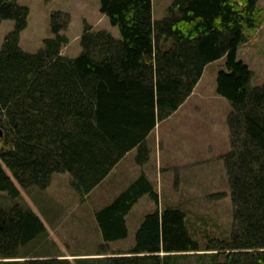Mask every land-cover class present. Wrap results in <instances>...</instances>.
Returning a JSON list of instances; mask_svg holds the SVG:
<instances>
[{"label":"trees","instance_id":"trees-1","mask_svg":"<svg viewBox=\"0 0 264 264\" xmlns=\"http://www.w3.org/2000/svg\"><path fill=\"white\" fill-rule=\"evenodd\" d=\"M17 1L0 0V22H14L0 48V191L20 199V188L45 189L54 173L68 172L76 191L89 194L127 152L145 148L149 132L185 101L204 68L225 58L216 92L231 103L230 151L222 155L230 235L202 249L182 210L156 208L144 216L129 252L103 248L99 254L111 255L97 264H179L190 256L199 264H264V82L250 87L251 71L237 57L247 34L264 22L259 0H172L157 21L152 0H99L120 37L85 22L76 57L62 54L70 16L60 10L52 12L51 36L41 47L23 50L29 9ZM144 194L158 203L142 173L95 212L104 242L127 237L126 215ZM46 234L26 202L0 210V264H73L20 254ZM18 257L24 259L5 260Z\"/></svg>","mask_w":264,"mask_h":264},{"label":"rangeland","instance_id":"rangeland-1","mask_svg":"<svg viewBox=\"0 0 264 264\" xmlns=\"http://www.w3.org/2000/svg\"><path fill=\"white\" fill-rule=\"evenodd\" d=\"M17 2L29 9L28 24L19 40L25 51L35 52L43 40L51 36L50 17L57 10L70 16L69 25L64 30L69 43L63 48V53L69 57H76L81 52L79 37L85 22L93 29H104L114 37L120 36L117 27L100 12L99 0ZM171 3L172 0H152L153 19L164 18ZM258 4L264 8V0H259ZM13 27V20L0 22V48L5 35ZM247 36L238 48L237 57L248 65L251 71L249 85L255 87L264 82V22ZM224 63L225 58L209 63L193 96L179 110L156 124L145 139V148L136 147L127 152L113 174L97 190L80 194L72 186L69 173L62 172L53 174L45 189L35 186L22 189L16 183L20 188V199H13L5 191H0V210L9 209L16 201L26 202L47 228L46 235L19 249L20 254L27 258L60 256L73 264L100 263L99 257L106 256L99 254L103 248L109 252L130 250L144 216L156 208L160 211L165 208L182 210L190 233L199 240L202 249L207 247L211 238L227 239L233 225V209L222 155L230 151L226 118L231 103L215 90L216 73ZM158 172L161 176L157 175ZM142 173L158 189V203L149 194H144L126 215L127 237L104 242L95 212L110 203ZM78 258L86 259L80 261ZM178 262L199 264L192 256L179 258ZM200 264H208L207 259Z\"/></svg>","mask_w":264,"mask_h":264},{"label":"crops","instance_id":"crops-1","mask_svg":"<svg viewBox=\"0 0 264 264\" xmlns=\"http://www.w3.org/2000/svg\"><path fill=\"white\" fill-rule=\"evenodd\" d=\"M120 37V36H119ZM119 37H115V38H119ZM62 54H65V53H63V49H62ZM66 55V54H65ZM197 85H198V83L195 85V87L193 88V90H192V92H191V94L185 99V101L178 107V109L177 110H179V108H181L186 102H187V100L188 99H190L192 96H193V94H194V92H195V89H196V87H197ZM216 90V89H215ZM176 110V111H177ZM175 112V111H174ZM173 112V113H174ZM172 113V114H173ZM126 155V154H125ZM120 163V160L117 162V164L110 170V172L107 174V176L98 184V185H96L91 191H95V190H97V188L110 176V175H112L113 174V172H114V170H115V168L117 167V165ZM158 169V163H156V170ZM63 173H65V172H63ZM68 173V172H67ZM55 174V173H54ZM145 174V173H144ZM160 173L158 172V174L157 175H159ZM70 175V174H69ZM145 176H146V174H145ZM160 176H161V174H160ZM158 177V176H157ZM52 178H53V175H52ZM149 180V179H148ZM51 181H52V179H51ZM150 181V180H149ZM151 182V181H150ZM152 183V182H151ZM152 185H153V183H152ZM153 188H154V190H155V192H158L157 190V188H155L154 187V185H153ZM90 191V192H91ZM102 191V190H101ZM101 191L99 192V194H101ZM102 196V195H101ZM142 197V196H141ZM30 205V204H29ZM127 227H128V225H127ZM129 231V230H128ZM109 252V251H108ZM113 252H123V253H127V252H129V250H127V251H123V250H119V251H113ZM111 253V252H110ZM105 255V254H104ZM106 255H110V254H106Z\"/></svg>","mask_w":264,"mask_h":264}]
</instances>
